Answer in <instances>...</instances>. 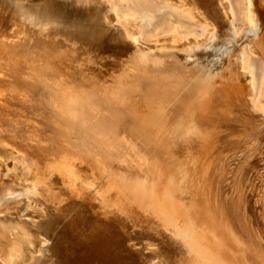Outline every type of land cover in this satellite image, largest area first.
I'll list each match as a JSON object with an SVG mask.
<instances>
[{"label":"rangeland","instance_id":"374dc122","mask_svg":"<svg viewBox=\"0 0 264 264\" xmlns=\"http://www.w3.org/2000/svg\"><path fill=\"white\" fill-rule=\"evenodd\" d=\"M83 1L46 2L54 17L65 21L72 11L88 6ZM210 1L220 14L232 5V0L226 5ZM250 3L256 18L262 21L264 0ZM261 23H257L258 29H264ZM34 30L21 23L0 27V92L4 95H0V142L5 140L18 148L36 174L51 179L50 193L42 189L39 196L29 199L39 207L66 214L69 205L86 203L74 178L87 181L93 172L109 173L111 184L120 189V194L133 198L137 184L145 179L135 165L142 157L151 171L149 186L154 187L159 200L172 202L166 198L169 190L176 194L183 191L175 202L178 217L191 222L205 246L225 264H264V111L254 105L253 92L247 100L240 95L245 82L239 78L238 43L232 40L234 48L216 75L199 63L184 64L169 55L160 61L151 59L141 65L144 70L123 71L126 65L113 57L107 62L110 71L115 69L119 74L120 93L126 103L114 106L95 95L94 103L101 112L86 113L84 117L90 123L81 126L61 113L53 89L56 83L78 81L89 55ZM251 30L248 28L247 34ZM249 41L253 42L255 62L264 66V44L258 37ZM125 42L131 44L128 37ZM92 48L94 55L103 47ZM95 57L100 58L98 54ZM172 100L177 110L166 118L165 107ZM153 121L158 125L154 130ZM99 122L105 139L85 131L96 128ZM3 180L1 216L21 208L15 194L19 178L7 176ZM25 186L30 189L32 183ZM91 200L98 202L93 195ZM112 216L113 212L105 216L108 219L96 213L93 220H101L116 231L123 254L133 264H151L154 260L155 264H194L182 254L168 258L163 252L171 251V246L154 231L134 224L131 230ZM69 225L67 230L76 231ZM68 238L79 242L74 232ZM4 244L0 241V264H8ZM59 246L68 251L66 240L61 239ZM97 258L107 257L104 253ZM44 264H56V259Z\"/></svg>","mask_w":264,"mask_h":264},{"label":"bare ground","instance_id":"6f19581e","mask_svg":"<svg viewBox=\"0 0 264 264\" xmlns=\"http://www.w3.org/2000/svg\"><path fill=\"white\" fill-rule=\"evenodd\" d=\"M46 1L0 0V27L21 23L37 29L41 35L63 40L64 44L87 52L89 60L82 67L80 79L56 83L53 89L61 113L74 118L81 126L90 123L84 117L86 113L101 112L94 103L95 95H100L114 106L126 103L120 93L119 74L115 69L111 72L107 62L113 57H118L126 65L123 71L142 70V66L151 59L160 61L169 55V58L184 64L199 63L204 70L216 75L221 72L234 48L232 40L240 47L239 78L245 82L240 95L247 100L248 94L253 92L254 105L258 111H264V66L255 62L253 42L249 41L258 37L264 44V29H258L257 25L259 22L262 25L264 19L256 18L250 0H232L231 8L221 10V14L210 0H86L88 6L72 11L65 21L54 17ZM219 1L226 5V1L230 0ZM248 28L252 29L249 34L246 32ZM125 37L131 40V44L125 42ZM100 46L103 47L101 51L98 49ZM92 47L98 49L94 55ZM97 54L99 59L95 57ZM173 102L165 107L166 118L177 110ZM143 112L140 109V113ZM155 119L157 122L156 116ZM155 121L152 122L153 130L158 126ZM177 129L179 134V127ZM85 131L93 137L103 138L106 135L101 122L96 128ZM177 143L180 145L181 140ZM135 165L140 169L141 177L145 178L134 189L135 197L126 198L120 194V189L111 184L109 173L101 175L93 172L87 181L74 178L76 187H81L85 194L86 203L69 205L68 212L61 214L44 206L39 207L29 199L31 195L39 196L42 189L50 193L51 179L44 174H36L26 156L11 143L2 140L0 185L7 176L18 177L20 185L15 194L21 201V208L15 213L0 214V241L5 243L8 264H29L30 261L44 264L53 257L56 264H133L123 254L116 231L101 220H93L96 213L108 219L105 216L111 212L114 213L111 218L120 220L128 228L134 224L162 236L172 249L163 252L168 258L182 254L194 264H225L205 246L194 225L178 217L175 202L176 198L181 199L183 191L176 194L169 190L166 198L172 202L160 201L154 187L149 186L151 171L144 158L140 157ZM27 182L32 183L30 189L25 186ZM92 195L98 202L91 200ZM108 210L112 211L109 213ZM67 224L76 231L67 230ZM73 232L79 238L77 244L68 238ZM131 233L135 237L134 232ZM61 239L68 242L67 252L59 246ZM49 240L54 242L49 244ZM104 253L107 258H97L98 254L101 256ZM85 255L88 257L86 260ZM159 259L162 260V257Z\"/></svg>","mask_w":264,"mask_h":264}]
</instances>
